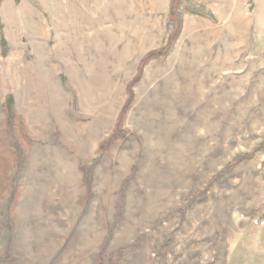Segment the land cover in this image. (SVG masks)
Instances as JSON below:
<instances>
[{
  "label": "rangeland",
  "instance_id": "obj_1",
  "mask_svg": "<svg viewBox=\"0 0 264 264\" xmlns=\"http://www.w3.org/2000/svg\"><path fill=\"white\" fill-rule=\"evenodd\" d=\"M0 264H264V0H0Z\"/></svg>",
  "mask_w": 264,
  "mask_h": 264
},
{
  "label": "trees",
  "instance_id": "obj_2",
  "mask_svg": "<svg viewBox=\"0 0 264 264\" xmlns=\"http://www.w3.org/2000/svg\"><path fill=\"white\" fill-rule=\"evenodd\" d=\"M172 9H174V7H172ZM150 56H151V55H150ZM128 92H129V96H130V98H131V92H130V91H128ZM129 103H130V100H129V101L126 103V105L123 107V109H122V113H124V112L126 111L128 105H129ZM5 113H6V116H7L8 119H13V118H14V114H13V111H12V98H11V97H9V98L7 99V106H6ZM122 113H121V117H122ZM109 141H110V139H109L107 142H105L104 144H108Z\"/></svg>",
  "mask_w": 264,
  "mask_h": 264
}]
</instances>
